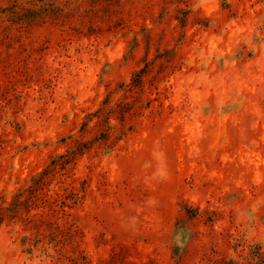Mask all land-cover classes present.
I'll return each mask as SVG.
<instances>
[{
  "label": "rangeland",
  "instance_id": "374dc122",
  "mask_svg": "<svg viewBox=\"0 0 264 264\" xmlns=\"http://www.w3.org/2000/svg\"><path fill=\"white\" fill-rule=\"evenodd\" d=\"M258 259L264 0H0V264Z\"/></svg>",
  "mask_w": 264,
  "mask_h": 264
},
{
  "label": "trees",
  "instance_id": "16d2710c",
  "mask_svg": "<svg viewBox=\"0 0 264 264\" xmlns=\"http://www.w3.org/2000/svg\"><path fill=\"white\" fill-rule=\"evenodd\" d=\"M148 73V67H143L139 70H137L134 75L132 76V79L130 82H124L121 84L119 87V91L122 90L124 94L127 96L131 94L132 92H135L136 90H139L145 86V80H146V75ZM118 92V91H117ZM114 93H110L107 95L105 100L103 101L102 107L97 110L95 113H92L88 116L87 120L84 121L83 123V131L88 130L90 122L94 118L98 119H103V126H106V133L111 130V116L114 112L118 111V108L124 107L128 108L129 111L130 109V104L126 103L124 104L123 101L120 102V99L118 102H115L113 104V96ZM151 102V100H150ZM124 105V106H123ZM128 111L124 110L123 116H126ZM108 134V133H107ZM86 146H84V142H79L78 146L69 151L67 154H61L55 157L52 162L48 165L47 168H45L41 173L37 174L35 177L32 179V183L28 185L27 187L21 189L19 191L16 199L14 200L13 203H11V206L21 207L22 205L27 204V194L30 193V190H34L37 188H42V186H45L46 183H48V178L50 177V174L55 171L59 166L65 167L67 163L72 162L78 155L83 154L86 150ZM68 188V187H67ZM66 188V189H67ZM56 201L59 200V198H55ZM2 206V204H1ZM256 258H261V256H255ZM258 259V262L256 264H260L261 260ZM217 264H245L239 261H226V260H215ZM262 264V263H261Z\"/></svg>",
  "mask_w": 264,
  "mask_h": 264
}]
</instances>
